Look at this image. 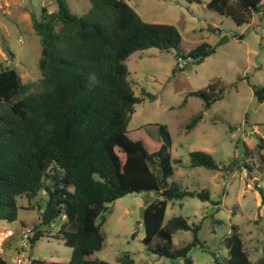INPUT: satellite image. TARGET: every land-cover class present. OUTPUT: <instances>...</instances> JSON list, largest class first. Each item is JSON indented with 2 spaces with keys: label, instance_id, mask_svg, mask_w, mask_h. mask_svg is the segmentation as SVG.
Here are the masks:
<instances>
[{
  "label": "trees",
  "instance_id": "obj_1",
  "mask_svg": "<svg viewBox=\"0 0 264 264\" xmlns=\"http://www.w3.org/2000/svg\"><path fill=\"white\" fill-rule=\"evenodd\" d=\"M263 1L207 0L205 5L240 25L262 9ZM89 2L82 15L71 12L66 0H55L54 10L42 7L39 17L31 16L41 44L37 82H23L15 66L0 69V220L16 221L19 198L31 204L41 196L45 203L32 225L31 244L42 234L41 226L60 219L53 236L70 247L71 254L65 262L33 258L31 264H110L93 256L104 244L97 219L103 221V213L117 198L152 190L158 198L144 206L145 249L192 264L188 252L198 242L199 226H191L183 216H174L163 225L165 210L169 200L196 197L208 201L209 193L168 183L174 171L166 145L127 135L134 105L141 98L133 92L126 61L138 50L155 47L176 49L177 58L198 63L212 49L202 42L187 52L181 50V36L173 24L145 22L124 0ZM208 30L214 32L217 27ZM236 38L242 39L243 34ZM220 84L214 80L189 94L209 108L223 98ZM252 92L258 102L264 101V84L253 85ZM202 116V110L193 115L185 131H191ZM189 156L191 166L227 169L208 152L190 151ZM256 190L264 206V190L258 186ZM178 230H191L193 238L175 248L172 236ZM17 234L4 241L0 264H8L4 259L8 250L15 254ZM222 241L226 256L215 257V264H264V252L256 261L250 260L235 225ZM116 261L135 264L129 254Z\"/></svg>",
  "mask_w": 264,
  "mask_h": 264
},
{
  "label": "rangeland",
  "instance_id": "obj_2",
  "mask_svg": "<svg viewBox=\"0 0 264 264\" xmlns=\"http://www.w3.org/2000/svg\"><path fill=\"white\" fill-rule=\"evenodd\" d=\"M124 1L145 22L173 24L181 36V50L187 52L202 42L212 49L198 63L191 58L179 60L176 49L161 51L155 47L138 50L126 61L133 92L141 98L134 105L127 135L166 145L174 171L168 183L209 193L208 201L196 197L169 200L163 225L174 216H183L191 226H199L198 242L188 252L192 264H215V257L224 258L222 240L235 225L250 260L256 261L264 252V206L256 190L257 186L264 190V101L255 99L252 86L264 84V18L259 24L254 17L255 22L239 25L207 8V0ZM66 2L77 15L90 6L89 0ZM42 7L54 10L55 0H0V69L15 66L25 83L41 77L37 67L41 44L31 16L39 17ZM213 25L217 30L211 32L208 27ZM239 34H243L242 39L236 38ZM222 36L229 39L218 44ZM214 80L221 82L223 98L205 108L204 101L189 92L204 89ZM201 110V121L186 132L185 124ZM198 150L208 152L227 169L191 166L189 152ZM156 198L152 190L129 192L110 203L103 221L97 219L104 244L93 256L110 264H119L116 259L123 254H129L135 264H185L181 258L161 257L145 249L144 228L138 222L140 209ZM44 203L41 196L31 204L19 198L16 221L0 220V232L20 231L22 224L32 226ZM60 223L58 219L41 226L42 234L29 248L33 258L46 263L69 260L71 248L53 236ZM192 238L191 230H178L173 233V245L181 247ZM13 256L14 251L8 250L4 259L8 262Z\"/></svg>",
  "mask_w": 264,
  "mask_h": 264
},
{
  "label": "built area",
  "instance_id": "obj_3",
  "mask_svg": "<svg viewBox=\"0 0 264 264\" xmlns=\"http://www.w3.org/2000/svg\"><path fill=\"white\" fill-rule=\"evenodd\" d=\"M264 13V8L261 9L258 14L262 15ZM179 60L182 58H178ZM190 58H187L189 60ZM178 65V64H177ZM181 66V65H180ZM181 68V67H180ZM12 229H4L0 232V253L3 252V243L4 241L14 234ZM34 237V230L32 226H23L17 234V250L11 261H8V264H31L33 259L32 255L29 252L31 246V241Z\"/></svg>",
  "mask_w": 264,
  "mask_h": 264
},
{
  "label": "crops",
  "instance_id": "obj_4",
  "mask_svg": "<svg viewBox=\"0 0 264 264\" xmlns=\"http://www.w3.org/2000/svg\"><path fill=\"white\" fill-rule=\"evenodd\" d=\"M264 8V1H263V7H262V9ZM254 15H256V16H254ZM24 16H26V14H24ZM254 17H256L257 18V22H258V24L259 23H261V20L264 18V13L262 14V15H259L258 13H254L253 14V16L251 17V19H250V21H249V24L250 23H253V22H255V19H254ZM214 26V25H213ZM229 39V38H228ZM12 53V52H11ZM1 54H3V52H0V55ZM12 55H13V57H15V55L12 53ZM12 230H14L15 232H19L18 230H15V229H12Z\"/></svg>",
  "mask_w": 264,
  "mask_h": 264
},
{
  "label": "water",
  "instance_id": "obj_5",
  "mask_svg": "<svg viewBox=\"0 0 264 264\" xmlns=\"http://www.w3.org/2000/svg\"><path fill=\"white\" fill-rule=\"evenodd\" d=\"M227 40H228V37L227 36H222V37H220V41H219L218 44H221V43H223V42H225ZM188 66H191V65L188 64ZM142 191H145V189H142ZM144 210H145V207H142L140 209V220L138 221L139 223H143V220L142 219L144 217Z\"/></svg>",
  "mask_w": 264,
  "mask_h": 264
}]
</instances>
